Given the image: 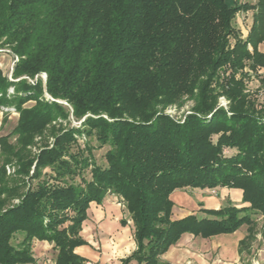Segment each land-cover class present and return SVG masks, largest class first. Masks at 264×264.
Instances as JSON below:
<instances>
[{"label":"trees","instance_id":"16d2710c","mask_svg":"<svg viewBox=\"0 0 264 264\" xmlns=\"http://www.w3.org/2000/svg\"><path fill=\"white\" fill-rule=\"evenodd\" d=\"M249 9L252 21L242 37L232 23ZM263 40L264 0H0V47L18 57L14 73L45 72L46 91L65 99L76 118L93 114L86 117L87 134L108 146L99 165L90 147L73 151L64 132L30 156L27 146L62 108L38 100L40 85L18 82L6 96L10 83L0 75V107L19 112L11 132L0 136V264L33 263L34 240L52 243L54 264H86L75 252L86 243L82 222L89 203L107 194L123 198L132 221L136 246L121 264H170L161 255L182 234L206 238L242 225L238 253L242 264H252L243 253L257 232L264 245V108L253 110L233 72L264 68L257 49ZM224 65L227 84L216 85L231 102L229 115L214 109L210 86ZM185 94L195 105L182 122L156 115L157 106ZM31 98L37 104L23 108ZM9 163L17 166L13 175L5 171ZM88 166L90 178L81 174ZM217 186L241 189L248 205L228 201L202 208L206 217L170 218L174 190Z\"/></svg>","mask_w":264,"mask_h":264},{"label":"rangeland","instance_id":"374dc122","mask_svg":"<svg viewBox=\"0 0 264 264\" xmlns=\"http://www.w3.org/2000/svg\"><path fill=\"white\" fill-rule=\"evenodd\" d=\"M243 1L253 2L254 0H243ZM232 24L235 28H238V30L240 31V36L244 37L246 28L244 27V33H243L241 29L236 26L235 20L233 21ZM232 43L233 40L229 39V46H232ZM9 48L10 47L8 46L0 47V75L10 83L6 88V96L15 94L13 84L18 82H25L26 84L29 85H40L41 94L39 93L38 100L46 101L48 103L55 102L56 104L60 105L62 108V111L57 112L54 115V117L49 121V123L46 125V128L43 130V133L34 136L32 143L27 146V149L30 152V156L35 158L36 155L43 149L51 148L54 144L55 137L57 135L64 132H68L71 137V145L73 151L75 150L82 151L90 147L91 148L90 158L93 159V161L96 164L105 165L104 153L108 149V146L107 145L98 146L99 143L95 139L94 135L87 134V130L89 126L86 123V117L88 116L94 117V115L91 113H86L80 118H76L72 114L71 105L65 99L53 98L45 89V83L47 78L46 73H45L46 75L45 80H43L40 76L35 78L36 74L34 76H30L26 74H15L14 71L18 57L15 54H13ZM220 72H224L223 75H220ZM229 73H230L229 66L224 65L220 67L218 69V73L217 76L215 77V80H213L210 85L212 88H215L214 109L221 107L224 110H226L227 115L230 114L229 107L231 105V102L227 98V96L223 93L222 87L217 86L216 82H219L221 85L227 84L226 80L228 79L227 76ZM233 75H234V79L241 80L242 82V94L244 98L252 103L253 110L256 113L260 112V110L264 108V97L261 96V92L264 90V68H258V70H254L252 68L244 66L241 70L233 72ZM38 100H35V98L28 99L25 102L21 103V106L23 108H30L36 105ZM194 105H195L194 97L185 94L182 95V97L174 103L167 104L163 107L157 106L156 115L166 114L172 120H175L177 122H182L186 117V115H188L194 110L193 109ZM101 115L105 117V115L103 114ZM210 116H211L210 114L206 115L207 118H209ZM18 117H19V112L17 111L14 105H7L5 107L4 106L0 107V136L9 134L11 132V130L14 128V126L17 123ZM212 137L214 140L216 138V135H213ZM15 138L16 136L12 135L11 137H9V142L11 143L14 142ZM223 153L231 154L228 148L226 147L223 148ZM16 169L17 166L14 163H9L5 165V171L9 175H13ZM32 169L33 166L31 167V171ZM90 169L91 168L89 166L86 169H84L83 172L81 173L82 176L90 178ZM44 172L52 175V172L49 168H45ZM78 180L79 177L76 176L74 178V181H78ZM183 189H176L170 195L172 201L174 202L171 207L170 218L176 220L189 214H196L199 217H206V215L202 213L200 210L202 208H213L210 207V203H208L207 201L198 202L200 204L197 206L198 208H196V205L194 204H197L196 199L198 195L194 191H192L193 193L190 194L191 189L190 190L188 189L187 193L183 192ZM200 190H207L205 191L206 194L202 195V198L206 200L213 199L217 196L218 197L225 196V194H228V196L233 199L236 196H240V200L238 202H233L231 199L230 200L224 199L222 201L223 204L227 203L228 201H231V203L233 204L236 203L235 206L237 207L248 205V203H243L241 201V196H242L241 189L217 186L213 188H203ZM107 195H112L115 197L117 206L121 207V210L123 211V214L127 219L126 224L132 225V221L128 219L129 215L126 206L127 204L123 200V198L114 194H107ZM13 202H17V199H14ZM252 217L256 221L255 230L259 231L261 229L263 222L262 215L261 214L252 215ZM246 228H247L246 225H242V231L245 230V234H246ZM197 238L199 241L202 240V238L200 237ZM97 244L98 243L95 242L93 248L96 251H100L101 250L100 245ZM201 253H206V252H201ZM54 254H55L54 250L51 249L50 253H48L47 256H45V259L54 256ZM243 258L248 259L252 264H264V245L262 243L261 236L258 232L255 234V239L251 243L249 254L244 252Z\"/></svg>","mask_w":264,"mask_h":264},{"label":"crops","instance_id":"0c3cea01","mask_svg":"<svg viewBox=\"0 0 264 264\" xmlns=\"http://www.w3.org/2000/svg\"><path fill=\"white\" fill-rule=\"evenodd\" d=\"M252 13L253 10L249 9L239 11L235 15L236 26L243 33L244 27L246 28L244 35L251 25ZM257 49L264 52V40L258 43ZM188 189H191L190 194L194 191L198 195L197 204H194L196 208L200 204L198 202L202 201H207L210 203V207L217 208L223 204L224 199H231L233 202L240 200V196L233 199L228 194L206 200L202 198V195L206 194L207 190L186 188L183 189V192L187 193ZM123 217L125 218V215L121 207L117 206L115 197L112 195H106L100 203L94 201L89 203L86 219L82 222L80 231V235L86 243L75 248L76 253L87 259L86 264H121V258L135 249L132 225H122L120 220ZM244 235L245 230L242 231V226L232 233H220L208 238L184 233L174 245L161 255V259L170 264H242L238 253V243ZM197 237L202 240L199 241ZM95 242L100 245V251L93 248ZM51 249L52 243L46 240H34L32 243L34 262L31 264H54V256L45 259ZM130 264H136V262L132 261Z\"/></svg>","mask_w":264,"mask_h":264},{"label":"built area","instance_id":"2783aa9c","mask_svg":"<svg viewBox=\"0 0 264 264\" xmlns=\"http://www.w3.org/2000/svg\"><path fill=\"white\" fill-rule=\"evenodd\" d=\"M38 76H40L43 80H45V72H40L39 74H36L35 75V78H37ZM28 79H29V77H28ZM261 96H263L264 97V90L261 92Z\"/></svg>","mask_w":264,"mask_h":264}]
</instances>
